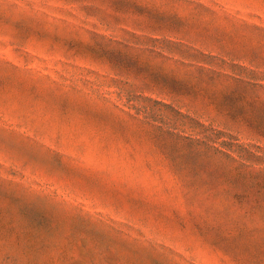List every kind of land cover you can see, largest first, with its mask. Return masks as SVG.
<instances>
[{"label":"rangeland","instance_id":"obj_1","mask_svg":"<svg viewBox=\"0 0 264 264\" xmlns=\"http://www.w3.org/2000/svg\"><path fill=\"white\" fill-rule=\"evenodd\" d=\"M0 264H264V0H0Z\"/></svg>","mask_w":264,"mask_h":264},{"label":"trees","instance_id":"obj_2","mask_svg":"<svg viewBox=\"0 0 264 264\" xmlns=\"http://www.w3.org/2000/svg\"><path fill=\"white\" fill-rule=\"evenodd\" d=\"M199 127H201V129L203 130L202 132H201V134L203 135V138L204 139H206L208 142L209 141H211L210 140V135H211V128H205V129H203L202 128V125H199Z\"/></svg>","mask_w":264,"mask_h":264}]
</instances>
